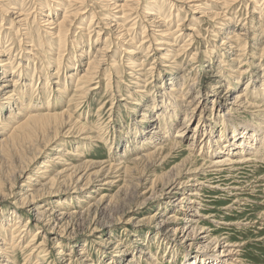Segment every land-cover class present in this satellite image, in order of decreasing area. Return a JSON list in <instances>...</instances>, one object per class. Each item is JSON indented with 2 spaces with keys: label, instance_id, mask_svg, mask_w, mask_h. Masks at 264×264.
<instances>
[{
  "label": "rangeland",
  "instance_id": "rangeland-1",
  "mask_svg": "<svg viewBox=\"0 0 264 264\" xmlns=\"http://www.w3.org/2000/svg\"><path fill=\"white\" fill-rule=\"evenodd\" d=\"M4 1L0 0L1 51L4 50V58L8 57L9 63L11 62V65L13 64L15 67L17 66V68H19V65H22V68H25L27 66L26 68L28 69V73L25 76L26 78L24 80L18 81L15 76L13 77L8 75L10 74V72L7 74V76H3L0 74V104H3L2 106H4L3 109L1 107L2 114H0V127L2 126L3 117L7 116L8 106H5L7 105V100L5 98L10 95V97L12 98L13 96H15V94L19 95V92L22 91L23 88H25L24 91L26 92V96L28 98H30L31 96L33 97V95L35 94L33 101L37 99L40 100L39 103H41L40 105H43V107H36L38 109V113L45 112V108L47 106L46 104L48 101H50V113H65L63 122L66 123L64 124L60 122L58 124L60 126L58 128L59 130H57L58 132H54V129L50 130V136H47V138L42 139L41 136L40 138L38 137L39 139L37 140L39 141V149L37 150L36 148L34 152L38 153L42 151L43 147H46L47 151L44 150L38 156V163L33 168H31V166L27 168V175L28 173L29 175H31L34 170H38V165H41L40 162H42L43 164H49L48 168L53 171H62L67 169L70 172H73V170L76 169V174H86L85 177H83L78 183H76L75 177L73 178V180H67L65 177L67 181L65 180V183L63 182L59 184L60 186H55V184H57L55 183L52 188H45L46 190H42L43 193L54 192L60 194L55 196H44L40 201L41 209L47 208L49 209V211L66 210L69 213L76 212L77 214L83 212L82 215L78 216L77 214H74L75 216L72 215L70 219H66L65 221H58V219L53 218V215L47 213L44 216L45 218L43 217V221H41L37 226H34L33 221H31L33 213L30 215L27 214L25 211H23V209L20 208L21 205L19 204V202L16 201L17 203L15 204L14 200L12 199L14 198V196H17L15 199H18L20 194L25 191V188L31 190L30 193L34 192L35 190L33 189L34 191H32V188L38 189L39 185H35V182L33 183L32 187H28L26 184L23 185L24 182H22V180L18 181V178H16L19 175L20 170H22V168H25L24 165L27 162L25 164L19 165V162L16 161L15 158L10 159V157H8L9 159H7V161L6 159H2V157L0 156V167L2 168H0V179L4 181L3 191H6L7 195V199L4 198L0 200V215L1 213L11 212L14 209L19 210L23 212V214H25L24 217H21V221L23 223L26 222L28 220V216H30V223H28V228H26V233H24V242L22 247L16 248L14 250L12 249V251L9 253L11 261L14 264H185L187 259L186 255L193 256L195 252L194 248L188 250V248L184 247L183 245L177 243L173 244V241H171L170 239H163L160 235H156L157 232L155 230V224L158 219L154 218L153 221L150 218L147 219L148 217H151L156 213L161 215L163 214V212H165L166 217L175 216L176 218H180L181 213L179 211V207L174 208L169 204V202L160 201V199L158 200V197L155 198V196H152V201L145 203V209H141L142 207L137 208V206L140 205V203L145 198H149L151 194L153 195L155 191L157 192V189L161 187L160 183H163L161 182V178L164 176L167 180H169L176 168H180L183 172L187 170L192 171L199 168L198 170H201L199 171L200 174L195 178H198L199 180L197 194L198 196H200V200L203 201H201L202 205H200L199 207L201 218L199 219L197 229H201L200 227L204 228L209 234V240H213V243L223 242L224 244H228L231 247L233 246V249L230 248L235 252L234 253L232 251L234 255L230 259L231 262L233 261L232 264H264V158L263 160H259L253 157V155L248 154L244 158V160H240L238 164L236 163L233 166L230 165L213 169L212 167L209 168L211 166L209 157L212 152V148L206 149V142L204 143L203 148L200 144L201 142L203 143L205 139L207 140L208 133L209 136H211V132L209 131L210 128L213 129L212 137L215 138L213 139L214 141L217 140L219 136L222 135V133L224 134V136H227L229 131L231 130L229 129V127H231V124H233L235 127L242 128L244 126L243 124L245 123L253 125L259 122V119L264 121V0H253L252 2H250V0H236L237 3L234 2L233 6L224 10H221L220 6L210 5L211 3L208 2V5H205V7L203 8H207L205 10L208 11L216 9V11H219L222 14L221 21L226 24L224 26L225 31H222L224 33H222L221 31L217 32L214 29L215 26H218L220 24V21L214 22L209 17L205 16L202 19L200 18L199 14L200 10H192L191 8H189V6L194 3L201 4V1L203 0H193L195 2L191 0H166L164 2L162 0H151V2L155 1V4L159 5V8H161L160 10H162L161 12L163 14L164 20L168 19L169 13L178 15L176 19L174 18V15H172L171 21L168 23V25L162 24L163 26H168L167 28L169 30V33L174 34V36L176 37V44L179 43V45L181 46L188 37L186 34L191 33L190 30H194L196 34L194 33L195 35L188 42L187 47H185L186 49H184L187 53L183 56L180 55V60L178 61L177 65H175L177 66V68L176 70H174V72H171L169 69H167V64L169 63H166L163 60L162 62H158L159 64L156 70L153 69L152 64L154 62V58L157 55V52H155L154 50H150V55L148 54L147 56V61L144 63L145 66L143 67L142 73L141 71L136 72V70L135 72H133L129 69V67H127L128 56L120 51L119 45H121L122 43L116 42L114 38L119 33L118 30L120 29L115 27V21L109 14H106L107 12L109 13V11H107V9L105 10L103 1L76 0V3L78 5L74 3L71 6H66L68 10H71L73 12L70 15L74 16L72 18L73 20H71L70 25H67V29L64 32L65 42H63L61 46L59 45L60 42H57L56 40L54 42V40L50 39L47 36V30L42 27L43 23L40 22L43 21V19H41L42 16H40L41 13L39 10H41L42 8L49 10V8H52L49 5L55 6V3L51 4L50 0H39L40 2L37 0ZM116 1L122 3V0H110V2L112 3H117ZM138 2L135 8L136 13H133V16L129 17V19L126 20L124 24L125 26L127 25L125 28H128L133 22L136 21L134 25H132L133 27L131 26L129 35L126 34L124 36L125 38L128 35L127 40H125L126 38L124 39V44L125 42L127 43V41L129 42L131 40L136 43L137 46L141 45V47H139L140 49H137L138 55L136 56L139 58L141 56L140 59H142L143 52L141 53V51L147 50L148 45L151 43L149 41H152L151 32H157L161 28V26L158 29L153 27L150 21L151 19H154L155 16L145 15V11L148 9H150L149 14L151 12L155 14V12L152 10L156 11L157 6L152 8L151 6L147 5V3L150 2L149 0H139ZM86 3L88 4L87 6ZM79 8L81 11H78ZM102 9L104 10V12L102 11ZM75 10L78 11V14L74 13L76 12ZM52 11L54 10L52 9ZM17 12L21 14L27 13L26 15L29 14L28 16L30 18L26 21V24H28L25 26L26 29H24V27H18L16 25L14 20L17 16ZM114 12L116 13L115 10L111 11V13ZM93 14H95L94 21L90 23V17ZM53 16H56L54 12L50 14L48 19L53 20ZM119 16L120 14L117 13L116 18H118ZM132 18L133 22L131 23L129 21L132 20ZM178 22L182 24L180 27L183 30L180 32H173L176 30ZM84 23L86 24L87 29L85 32H82L79 30V28ZM109 26L111 28H109ZM97 28H99L100 30L99 38H97ZM22 31L23 33H21ZM227 32H233V34H237L234 44L232 45H230V43L227 44L226 39H224V37H226L224 36V34L226 35ZM26 34L31 35L32 40L40 39L39 42L42 49V58L39 57L38 61L32 60L31 57H27L25 55V49L28 50L29 46L31 45L30 42L24 40ZM82 34H84V36H82ZM103 34H105V36ZM213 34L215 37L213 36ZM120 35L121 34H119L117 37H120ZM141 35L142 37H147L143 39ZM220 35L224 37H220ZM154 37L157 38L156 36ZM74 41L76 42V44H78V48L75 47L76 45L73 46ZM105 41L107 46V49L105 50L106 54L104 55V57L102 55V57L100 58L104 62L101 63L102 68L99 67V69L97 70V74H95L94 76V79L90 82V84H88L89 86L82 92H79L78 89H76L75 81L79 83L78 77H80L83 74V70L86 69V64L89 58L91 57V60L93 59L92 57L95 55L96 48H98L99 46L103 47V43H105ZM114 41L116 42V44ZM154 44L155 43L152 42V45ZM243 44L244 46L246 45V49ZM241 46L243 49L241 48ZM46 47L52 49V52L48 54L45 53L46 51H48ZM226 47L229 48L227 49ZM141 48L143 50H141ZM154 48L156 49L157 46H154ZM163 48L164 47H161V49ZM57 49L60 52L62 61H60L61 67L58 70H56L57 65L53 62V60L55 61L56 58L55 55ZM240 49L242 50L240 51ZM53 54L55 55L53 56ZM159 54L160 53H158V55ZM73 55L75 56L76 60H78L77 63L68 60L70 56ZM28 58H30L29 62L27 61ZM140 59H136V62H140ZM218 61H221L226 65L224 67L225 69H221ZM66 62H68L69 66H66ZM130 62H133V60H130ZM113 64H116L117 67ZM150 66L152 67L151 71L148 70ZM107 68L108 70H110L107 71ZM121 69L122 71H120ZM231 70H234V72L238 71L240 74L234 72L230 74V72H232ZM33 71H38L41 76H39L38 73H33ZM55 71H58L56 75H54ZM173 73L176 77L173 76ZM171 77L175 78L171 80ZM15 79L17 81L16 87L14 86L15 81H13ZM45 79L49 80L50 90H46L45 85H43ZM9 80L11 81L9 82ZM171 82H173L172 85ZM64 83L69 89L65 91L62 96L58 97L56 90L60 86V84ZM227 83L229 84L228 89H225L226 87L221 88L220 92L215 89V87H219L221 86V84L226 85ZM78 85H80V83ZM246 86H248L246 93L247 95L246 97H244L246 99V104H243L239 109H233V115L231 116V118H229L231 124H228V127L225 128L224 123L221 121V116L223 113H226L227 108L224 111L221 110L223 103H218L217 106H213V104H211L210 97H212V94L217 91L216 93H220V96H218L219 100L224 101L227 99L228 102L230 101L229 98H232L235 92L243 93V90ZM35 87L38 88L36 91ZM188 89L189 91L191 89L193 93L191 92L192 94L186 95L185 93H187ZM10 91L12 94L10 93ZM5 92H9L10 95L9 93L7 94ZM164 92L165 96L169 100H166V98L164 97ZM199 92H201V94L206 92L207 94H205L209 97L207 99L205 98L204 101L199 103V106H201L202 110L201 112L198 111L197 108V110L194 111L195 114L192 113L194 119L192 118L190 123H188V128L184 132V135H182V137L176 138L175 134H177V129H179L180 126L184 125H182V121L184 115L186 114L185 109L188 108L191 110V108H195L196 104L190 105L189 108V102H191L190 100H192L196 96L195 93ZM179 94H184L186 96L184 97V100L179 97ZM190 96L193 97L190 98ZM41 99L44 102H42ZM169 101L172 105L177 104L174 113H171L170 111L161 112L164 109H169ZM16 111L17 110L11 111V119L7 121L9 125L14 124L15 126V122H17V120H22L21 118L23 115L21 117L17 116V118L16 116H14V112ZM199 116L201 117L199 128L202 129V125L204 124V122L206 127H210L208 130L203 131L205 133L204 136L201 129L197 131L196 137L198 139L196 141L194 140V146L197 147H193L192 149V147L189 148V146L192 142L193 129L197 121L199 120ZM168 117L172 118L170 120L172 129L171 133L169 135L167 134L170 138L163 142V144L167 143V147H164V149H159L160 151L156 150L157 152H155L154 157H152L153 160L144 158L141 161H132L136 157L139 158L138 155L152 153L154 149L158 147H155L156 143L149 140L148 134L149 132L153 133V130H155L154 128L159 127L168 132V126L165 127L163 125V119ZM69 119L71 120V124L74 122L73 124H75L76 126L78 125V129L77 127L74 128V126H71L70 123L68 124ZM65 126L68 127L65 128ZM80 128L82 129V131ZM84 129L87 130L83 132ZM135 129H141L143 131V135L134 136ZM64 132L66 135H68L69 133H71V135L69 134L68 136H66L64 135ZM72 132L74 133L72 134ZM87 133L89 134L86 135ZM51 136H53V139L51 138ZM56 137L58 138L56 139ZM92 137L95 140L92 139V141ZM144 137L145 140H142L144 139ZM43 140L45 142H48L50 140V145L49 142L44 143ZM168 142H176L178 145L172 149V147H169L172 143L169 144ZM63 143L65 146L63 145ZM138 144L140 145V148H137L136 145ZM253 144L255 143L251 141V145ZM130 145H132L133 148H136L135 152H130V149L132 148ZM33 150L34 148L27 151L26 153L29 152L28 154H31ZM57 150H62L64 152L61 153L60 157L63 160L60 163L62 165L69 163L68 166L63 167L62 165H59L60 163L52 166L53 163H49V158L52 155L54 157V154L57 152ZM122 152L127 154V157L125 159L121 158V155L123 154ZM168 152L169 154H167ZM62 156H64V158ZM29 157H31V155H29ZM248 158H250V161H247ZM27 159L30 160L32 158ZM70 166L73 169L70 168ZM68 168H70L71 170ZM97 170H101L102 175L109 172L110 170H113L112 172H109L111 174L110 177L114 178L111 179L112 184L103 187L101 185L102 183L100 182L102 179H98L97 173L93 174ZM116 170L119 172H116ZM77 171L80 173H77ZM89 173L93 175H90ZM87 175H90V179H88ZM142 176H144V178ZM45 177L42 180H45L44 182L47 181L48 176ZM191 180L192 179H190L189 181ZM153 181H156V187L152 186ZM86 182L89 186H87V190L83 191L82 193L71 194L73 190L74 192L77 191V187L84 186V190L86 187L84 184H87ZM21 184L23 186L22 191L19 188ZM72 186L75 187L73 188ZM8 189L11 191H9ZM140 189L142 191H140ZM192 189L193 187L191 186L186 187L185 193L190 192V190ZM134 191L136 193H134ZM141 194L144 195L141 196ZM102 196H104L105 199ZM154 198L157 200L154 201ZM115 202H117V204ZM101 203L110 204V208L107 210V212H105L104 216L102 215ZM168 207H172L173 209H176V211H169L170 209H168ZM108 214L111 217L108 216ZM19 216H16V218L18 219ZM141 217H144L147 220L145 222L143 221L144 223L140 225V227L133 229L131 223L129 222L135 223L137 220H140ZM110 220L116 222L121 221V223L113 226L109 232L103 230V223ZM68 223L70 224L71 229L65 227ZM12 225L13 224H10L9 227H12ZM91 231L92 233H90ZM35 232H39L40 234L38 233L35 236L32 235L35 234ZM83 232L84 234H82ZM42 233H46V236L44 237ZM51 233H53L54 236L50 235ZM55 234H59L58 236L63 238L59 241L55 240L56 242H54L53 239L51 241V238L56 237ZM72 235L76 237L75 240L70 239ZM32 236L34 237L32 238ZM30 238L32 240L35 238L33 241L36 245L40 244L44 239L42 245L43 249H41L43 251L40 255L41 257L38 258L34 255L28 259L30 250H28V248L24 246L30 241ZM75 244L77 247L75 246ZM56 246H58V248H56ZM58 250H62L66 254L69 253L68 255L69 258L71 257V260L68 262V256L62 257L60 254H58ZM82 252L84 254H82ZM138 252H141L142 255H139ZM150 252H152V254L154 255V259L149 262L146 259L149 257L148 255ZM36 260H39V262ZM129 260H132V262L128 263Z\"/></svg>",
  "mask_w": 264,
  "mask_h": 264
},
{
  "label": "bare ground",
  "instance_id": "bare-ground-1",
  "mask_svg": "<svg viewBox=\"0 0 264 264\" xmlns=\"http://www.w3.org/2000/svg\"><path fill=\"white\" fill-rule=\"evenodd\" d=\"M4 1V0H3ZM23 1V0H22ZM31 1V0H30ZM33 1V0H32ZM39 1V0H37ZM46 1V0H44ZM51 1V4L52 3H55L56 5L53 6V5H49L50 7L52 8H49V10L47 9H41L39 10L40 11V16H42L41 19H43V21H40L43 23V28L46 29V33H47V36L54 40L57 41V42H60L59 45L61 46V44L63 42H65V38H64V35H65V31L67 29V25H70L71 23V20H73V16H71L70 14L73 13L71 10H68V8L66 6H71L72 4H77L76 3V0H50ZM104 2L103 6L105 8V10L107 9V11H109V13L107 12L106 14H109L111 16V18L115 21L116 25L115 27H117V30H118V34L116 35L115 40L116 42H119V43H122L121 45H119L120 47V51H122V53H125V55L128 56V59H127V64L129 67L130 70H132L133 72H140L141 73L143 72V67L145 66V62L147 61V56L149 54V52H151L150 50H154L155 52H157V55L156 57L154 58V62H153V69H157L158 67V62H162L165 61L166 63H169L167 64L168 68L171 72H174V70H176L177 66V63L178 61L180 60V55L183 56L184 54H186V49L185 47H187V44L188 42L190 41V39H192V37L196 34L194 32V30H190L191 33H188L186 34L187 38L186 40L183 42V44L180 46L179 43L176 44V37L174 36L173 33H169V30H168V26H163L162 24H165V25H168V23L171 21V18H172V15H174V18L176 19L178 17L177 14H174V13H169V17L167 20H164L163 19V14H162V10H160L161 8H159V5L155 4L156 2H151V0H149L150 2L147 3V5L151 6L152 8L156 7V11L155 10H152L155 12L154 13H150L149 14V10H146L145 12V15H153L155 16L154 19H151V25L155 28H161L156 32V31H152L151 34L156 36L157 38H155L154 36L151 35V39L152 41H149L151 42L148 47H147V50L145 51H141V53L143 54L142 55V59L141 56L140 58L137 57L136 55H138V50L137 49H140L139 47H141V45L137 46L136 43H134L133 41H127V43L125 42L124 44V41L127 40V37L131 31V26L134 25V23L136 22H133V18L132 20H130L129 22H133L128 28H125L126 26L124 25L126 20L129 19V17L133 16V13H136L135 12V8H136V5H137V2L139 0H122V3L121 2H118L116 1L117 3H112L110 2V0H101ZM163 2L166 1V0H162ZM176 1V0H175ZM178 1V0H177ZM193 1V0H191ZM197 1V0H196ZM200 1V0H199ZM204 1V2H203ZM201 1L202 3L201 4H192L191 6H189V8H191L192 10H200V18L203 19V17H209L211 20H213L214 22L216 21H220V24L218 26H215L214 29L219 32V31H225V28L224 26L226 25L225 23H223L221 20V13L219 11H216V9H213V10H205L207 8H203L205 7V5H208V2L211 3L210 5H214V6H220L221 7V10H224V9H228L230 8L231 6L234 5V2H236V0H203ZM253 0H250V2H252ZM6 2V1H4ZM40 2V1H39ZM38 2V3H39ZM87 2V1H86ZM96 2V1H95ZM195 2V1H193ZM42 3V2H41ZM81 3V2H80ZM112 3V4H111ZM139 3V2H138ZM181 3V2H180ZM192 3V2H191ZM237 3V2H236ZM3 4V3H2ZM46 4V3H45ZM85 4V3H84ZM101 4V5H102ZM42 5V4H41ZM78 5V4H77ZM82 5V4H81ZM88 4L86 3V6ZM90 5V4H89ZM143 5V4H142ZM184 5V4H183ZM188 5V4H187ZM22 6V5H21ZM38 6V5H37ZM76 6V5H75ZM80 6V5H79ZM85 6V5H84ZM98 6V5H97ZM144 6V5H143ZM160 6H163V5H160ZM213 6V7H214ZM254 6V5H253ZM27 7V5H26ZM25 7V8H26ZM31 7V6H30ZM42 7V6H41ZM44 7V6H43ZM73 7V6H72ZM91 7V6H90ZM36 8V7H35ZM140 8V7H139ZM144 8V7H142ZM150 8V7H149ZM52 9L54 11H52ZM82 9V8H81ZM253 9V8H252ZM25 10V9H24ZM36 10V9H35ZM98 10V9H97ZM101 10V9H100ZM112 10H115L116 13H111ZM137 10V9H136ZM76 11V10H75ZM78 11H81L80 8L78 9ZM78 11L74 12V13H77L78 14ZM102 11L104 12V10L102 9ZM189 11V10H188ZM34 12V11H33ZM49 12V13H48ZM56 15L54 17L53 20H50L48 19L50 14L53 13ZM101 12V11H100ZM206 12V13H204ZM10 13V12H9ZM14 13V12H13ZM98 13V12H97ZM117 13L120 14V16L118 18H116V15ZM196 13V12H195ZM253 13V11H252ZM256 13V12H255ZM27 14V13H26ZM24 13H18L17 12V16L15 18V23L18 27H24L28 24H26V21L30 18L28 15H26ZM31 14V12H30ZM81 14V13H80ZM79 14V15H80ZM101 14V13H100ZM105 14V15H106ZM139 14V13H138ZM8 15V14H7ZM94 15L93 14L90 18V23H92L94 21ZM102 15V14H101ZM141 15V14H140ZM144 15V14H143ZM142 15V17H143ZM264 15V14H263ZM15 16V15H14ZM33 16V15H32ZM52 17V16H51ZM78 17V16H77ZM96 17V16H95ZM98 17V16H97ZM104 17V16H103ZM108 17V16H107ZM145 17V16H144ZM147 17V16H146ZM34 18V17H33ZM36 18V17H35ZM83 18V17H82ZM151 18V17H150ZM40 19V18H39ZM40 19V20H41ZM103 19V18H102ZM149 19V18H148ZM105 20V19H104ZM108 20V19H107ZM110 20V18H109ZM147 20V19H146ZM210 20V21H211ZM30 21V20H29ZM187 21V20H185ZM224 21V20H223ZM258 21V20H257ZM37 22V21H36ZM106 22V21H105ZM143 22V21H142ZM208 22V21H207ZM212 22V21H211ZM41 23V24H42ZM96 23V22H95ZM114 23V22H113ZM88 24V23H87ZM103 24V23H102ZM109 24V23H108ZM149 24V23H148ZM186 24V23H185ZM90 25V24H89ZM140 25V24H139ZM150 25V26H151ZM182 24H180V22H178L177 24V28L175 31L173 32H180L182 31L183 29H181V26ZM81 26V25H80ZM97 26V25H96ZM0 27H1V24H0ZM89 27V26H88ZM103 27V25H102ZM113 27V26H112ZM133 27V26H132ZM41 28V27H40ZM95 28V27H94ZM109 28H111L109 26ZM141 28V27H140ZM23 29V28H22ZM36 29V28H35ZM43 29V30H44ZM78 29V28H76ZM86 24H82V26L79 28L80 31L82 32H85L86 31ZM98 29V37L99 38V28ZM104 29V28H103ZM42 30V29H41ZM91 30V29H90ZM133 30V28H132ZM17 31V30H16ZM30 31V30H28ZM27 31V32H28ZM45 31V30H44ZM43 32V31H42ZM92 32V31H91ZM106 32V31H105ZM111 32V31H110ZM156 32V33H155ZM246 32V31H245ZM13 33V32H12ZM16 33V32H15ZM18 33V32H17ZM23 33V31L21 32ZM113 33V32H111ZM117 33V32H116ZM145 33V31H144ZM195 33V34H194ZM213 33V32H212ZM224 33V32H222ZM241 33V32H240ZM238 33V34H240ZM19 34V33H18ZM33 34V33H32ZM114 34V33H113ZM119 34L120 37H117ZM128 34L125 38L124 36ZM22 35V34H21ZM25 35V34H24ZM35 35V33H34ZM77 35V34H76ZM80 35V34H79ZM93 35V34H92ZM96 35V34H95ZM105 36V34H103ZM107 35V34H106ZM112 35V34H111ZM145 35V34H144ZM219 35V34H218ZM230 35V36H229ZM237 34H233V32H227L226 35L224 34V36H221L220 37H224V39H226L227 41V44L230 43V45L234 44V41H235V38L237 37L236 36ZM244 35V34H243ZM16 36V35H15ZM23 36V35H22ZM82 36H84V34H82ZM86 36V34H85ZM88 36V35H87ZM91 36V34H90ZM89 36V37H90ZM110 36V34H109ZM115 36V35H114ZM131 36V35H130ZM212 36V35H210ZM214 36V34H213ZM240 36V35H239ZM14 37V36H13ZM79 37V36H78ZM133 37V36H132ZM142 37V35H141ZM147 36L145 37H142L143 39H145ZM215 37V36H214ZM12 38V37H11ZM32 36L29 35V34H26V36L24 37V40L27 41V42H30L31 45L29 46V49H25V55L27 57H31L32 60H39V57L42 58V49H41V44L39 42L40 39H36V40H32L31 39ZM85 38V37H84ZM108 38V37H106ZM197 38V37H196ZM195 38V39H196ZM86 39V38H85ZM125 39V40H124ZM131 39V38H130ZM174 39V40H173ZM5 40V39H4ZM114 40V39H113ZM129 40V39H128ZM21 41V40H20ZM19 41V42H20ZM44 41V40H43ZM92 41V40H91ZM123 41V42H122ZM194 41V40H193ZM237 41V40H236ZM52 42V41H51ZM89 42H90V39H89ZM115 42V41H114ZM115 42V44H116ZM142 42V41H141ZM152 42L155 43L154 45H152ZM5 43V42H3ZM88 44V43H87ZM142 44V43H141ZM181 44V43H180ZM12 45V44H11ZM20 45V44H19ZM76 45V46H75ZM213 45V44H212ZM10 46V45H9ZM58 46V45H57ZM73 46L77 47L78 44H76V42L74 41L73 42ZM110 46V45H109ZM154 46H157V48L155 49ZM220 46V45H219ZM244 46V44H243ZM13 47V46H12ZM74 47V48H75ZM153 47V48H152ZM161 47H164L163 49H161ZM192 47V46H191ZM206 47V46H205ZM211 47V46H209ZM208 47V48H209ZM213 47V46H212ZM221 47V46H220ZM225 47V46H224ZM245 49H246V45L244 46ZM48 49V51H46L45 53H51L52 52V49H50L49 47H46ZM58 48V47H57ZM62 48V47H61ZM78 48V47H77ZM151 48V49H150ZM214 48V47H213ZM227 48V47H226ZM229 48V47H228ZM227 48V49H228ZM232 48V47H231ZM234 48V47H233ZM242 48V46H241ZM2 47L0 46V70H1V75L3 76H7V74L10 72V76H15V78H17V81L18 80H24L27 75V66L25 68H22V65L20 66L19 65V68H17V66L15 67L13 64L11 65V62L9 63V58H4L5 57V53H4V50H2ZM107 49V46H106V41L105 43H103V47L99 46L98 48H96L95 50V55L92 57L93 59L91 60V57L89 58L87 64H86V69L83 70V74L78 77V82L80 83V85H78L79 83H77L75 81V85H76V89H78L79 92H82L85 88H87L90 84V82L94 79V76L95 74H97V70L99 69V67H101V63L103 62V60H101L100 58L104 57V55L106 54L105 50ZM243 49V48H242ZM240 49V51L242 50ZM244 49V50H245ZM60 50V49H59ZM141 50H143L141 48ZM190 50V49H189ZM208 50V49H207ZM233 50V49H232ZM50 51V52H49ZM80 51V50H79ZM9 52V51H8ZM85 52V51H84ZM205 52V51H204ZM208 52V51H207ZM210 52V50H209ZM214 52V51H213ZM212 52V53H213ZM262 52V51H261ZM4 53V54H3ZM62 53V52H61ZM82 53V52H80ZM158 53H160L158 55ZM238 53V52H237ZM242 53V52H241ZM245 53V51H244ZM7 54V53H6ZM20 54V53H19ZM110 54V53H109ZM153 54V53H152ZM210 54V53H209ZM55 54H53L54 56ZM150 55V54H149ZM213 55V54H212ZM24 56V55H23ZM52 56V57H53ZM56 58H55V61L53 60V62L57 65V68L56 70H58L60 67H61V56H60V52L58 51L57 49V52H56ZM20 57V56H19ZM25 57V56H24ZM23 57V58H24ZM137 57V58H136ZM14 58V57H13ZM22 58V57H21ZM44 58V57H43ZM149 58V57H148ZM29 59L28 58V62H29ZM136 59H140L141 61L140 62H136ZM176 59V61H175ZM178 59V60H177ZM197 59V58H196ZM68 60H71L73 61L74 63H77L78 60H76L75 56H70V58ZM130 60H133V62H130ZM11 61V60H10ZM61 61V62H60ZM112 61V60H111ZM31 62V61H30ZM33 62V61H32ZM114 62V61H113ZM44 63V61H43ZM67 65L66 66H69L68 65V62H66ZM104 63V62H103ZM191 63V62H190ZM221 69L224 68L226 65L224 63H222L221 61H218ZM222 63V64H221ZM22 64V63H21ZM32 64V63H31ZM39 64V63H38ZM162 64V63H161ZM201 64V63H200ZM104 65V64H103ZM114 65V64H113ZM151 65V66H152ZM218 65V66H219ZM75 66V64H74ZM116 66V64L114 65ZM113 66V67H114ZM149 67L148 70L151 71L152 67ZM191 66V65H190ZM34 67V66H33ZM106 67V66H105ZM113 67H112V70H113ZM117 67V66H116ZM102 68V67H101ZM139 68V69H137ZM41 69V68H40ZM104 69V68H103ZM115 69V68H114ZM225 69V68H224ZM34 70V69H33ZM102 70V69H101ZM110 70V69H109ZM108 68H107V71H109ZM25 71V72H24ZM122 71V69L120 70ZM165 71V70H163ZM233 73L234 70H231ZM58 71H55V74H57ZM128 72V71H127ZM33 73H38L39 76H41V74L38 72V71H33ZM102 73V72H101ZM123 73V72H122ZM132 73V72H131ZM139 73V74H141ZM163 73V72H162ZM234 73H239L238 71H235ZM130 74V72H129ZM240 74V73H239ZM133 75V74H132ZM138 75V73H137ZM173 76H175V74L173 73ZM53 77V75H52ZM71 77V76H70ZM133 77V76H132ZM139 77V75H138ZM176 77V76H175ZM175 77H171V80ZM240 77V76H238ZM2 78V77H1ZM77 78V77H76ZM98 78V77H97ZM96 78V79H97ZM136 78V77H135ZM134 78V79H135ZM51 79V78H50ZM73 79V78H72ZM71 79V80H72ZM164 79V78H163ZM4 80V79H3ZM32 80V79H31ZM11 80H9L10 82ZM15 81V87H16V79L13 80ZM176 81V79H175ZM4 82V81H3ZM32 82V81H31ZM37 82V81H36ZM70 82V81H69ZM140 82V81H139ZM169 82V81H168ZM174 82V81H173ZM173 82H171V85L173 84ZM233 82V80H232ZM7 83V82H6ZM45 85V89L47 90H50L49 88V80L48 79H45L44 82H43ZM66 83V82H65ZM64 84H60V86L57 88L56 90V93H57V96L60 97L62 96L65 91H67L69 88ZM98 83V82H97ZM162 83V82H161ZM178 83V82H176ZM4 84V83H3ZM241 84V83H240ZM1 85V84H0ZM58 85V84H56ZM137 85V84H136ZM140 85V84H139ZM4 86V85H3ZM51 86V85H50ZM228 86L229 84L227 83L226 85L224 84H221V86L219 87H215V89L217 91L220 92L221 88H225V89H228ZM136 87V86H135ZM139 87V86H138ZM239 87V86H238ZM247 87H245V89L243 90V93H234V96L232 98H229L230 101L227 102V99L224 100V101H220L219 100V97L220 96L218 93H216L217 91H215L213 94H212V97L211 98V104H213V106H217L218 103H223V106L221 108L222 111H224L226 108H227V111L226 113H223L222 116H221V121L224 123L225 125V128L228 127V124H231V121L229 118H231V116L233 115L232 111L233 109L236 110V109H239L242 107L243 104H246V99L244 97H246V93H247ZM1 88V87H0ZM36 88V87H35ZM9 89V88H8ZM22 89V88H21ZM38 88L35 89V91L37 90ZM95 89V87H94ZM25 88L22 89V91L19 92V95L15 94V96L10 97V93L9 92H5V93H9L10 96H8L7 98H5L7 101H6V104L5 106H8V109H7V116H4L3 117V121H2V126L0 127V156L2 157V159H9L8 157L11 158H15L16 161L19 162V165H22V164H26L24 165L25 168L22 170H20V173L19 175L16 177L18 178V181L22 180L23 185H27L28 187H32L33 183H35V185H39L38 189L36 188H32V193H30L31 190H29L28 188H25V191L20 194V196L18 197V199H15L17 196H14V198L12 200H14V203L16 204L18 201L19 204L21 205V209H23V211H25L27 214H32L33 213V216H32V219L31 221H33L34 223V226H37L41 221H43V217L47 214V213H50L51 215H53V218L54 219H58V221H65L66 219H70V217H72V215L74 214H77L76 212H73V213H69L67 212L66 210H51L49 211V209L45 208V209H41L40 207V201L41 199H43L42 197L44 196H47V195H59L60 193H54V192H50V193H43L42 190H44L45 188H52L54 186L55 183V186H60L59 184L63 183L66 179L67 180H73V178L75 177V180H76V183L80 182V180L85 177L84 174L82 175H78L76 174V169L73 170V172H70L69 170L65 169V170H62V171H53V170H50L48 168L49 164H43L42 162L41 165H38V170H34V172H32L31 175H27V168H29L31 166V168H33L37 163H38V156L44 151L46 150L47 148L43 147V150L38 152V153H35V149L37 148V150L39 149L38 148V140L40 138V136L42 137V139H45L47 138V136H50L49 132L50 130L54 129L53 131L54 132H58L57 130H59L58 128L60 127L58 124L60 122L64 123L63 122V119L65 118V113H58V114H53V113H50V101H46L47 102V106L45 108V112H42V113H38V108H41L43 107V105H40L41 103L40 100H35L33 101V98H34V95L33 97L31 96L30 98H28L26 96V92L24 91ZM85 92V91H84ZM140 92V91H139ZM180 92V90H179ZM178 92V93H179ZM192 90L188 89L187 93H185L186 95H189V94H192L191 93ZM50 93V92H49ZM138 93V92H137ZM206 92H204L203 94H201V92L199 93H195L196 96L190 100L191 102H189V108H190V105L192 104H196L195 108H191L190 109H185L186 111V114L184 115L183 117V123L182 125L183 126H180L179 129H177V134H175L176 138H179V137H182V135H184V132L187 130L188 128V123H190V121L192 120L193 118V114L195 110H197L198 108V111H202L201 110V106H199V103L204 101L205 98L207 99L209 96L205 94ZM226 93V92H225ZM12 94V93H11ZM84 94V93H83ZM164 94V97L166 98V100H169L166 96H165V92L163 93ZM201 94V95H200ZM6 95V94H5ZM82 95V94H81ZM43 96V95H41ZM5 97V96H4ZM57 97V98H58ZM85 97V95H84ZM179 97L184 100V97H186L184 94H179ZM183 97V98H182ZM193 97V96H190V98ZM83 98V97H82ZM163 99V98H162ZM2 100V99H1ZM4 100V99H3ZM42 101V99H41ZM189 101V100H188ZM44 102V101H42ZM183 102V101H182ZM168 103V102H167ZM188 103V102H187ZM3 105V104H2ZM0 104V114H2V109L4 106H2ZM176 105L177 104H171L170 101H169V109H164L162 110L161 112H167V111H170L171 113H174L175 109H176ZM249 105V104H248ZM221 106V105H219ZM259 106V105H258ZM2 107V109H1ZM15 107V108H13ZM57 107V106H56ZM148 107V106H147ZM188 107V105H187ZM204 107V106H203ZM244 107V106H243ZM154 108V107H153ZM47 109V111H46ZM203 109V108H202ZM14 111V110H17L16 112H14V116H19L21 117L22 115V120H17L16 125L14 126V124L12 125H9L7 123V121H9L11 118H10V114H11V111ZM37 111V113H36ZM44 111V110H43ZM40 112V110H39ZM64 112V111H63ZM66 112V111H65ZM195 114V113H194ZM191 116V117H190ZM72 117V116H71ZM146 117V116H145ZM69 118V117H68ZM1 119V117H0ZM71 119V118H70ZM69 119V122L68 124L70 123L71 124V120ZM172 118L168 117V118H164L163 119V125L166 127L168 126L167 130L168 132L164 131V129H161V127L159 128H154L155 130H153V133L149 132V140L153 141L154 143H156V146L157 148L154 149V151L152 153H146L145 155H138L139 158H135L134 162H136V160H143L144 158L145 159H152V157H154V154L155 152H157L156 150H159V149H164V147H167V143L163 144V142H165L168 138V135L171 133V129H172V125H170V120ZM194 119V118H193ZM201 117L199 116V120L197 121L194 129H193V134H192V142L189 146L192 147H197V146H194V142L198 139L196 137V134H197V131H199L201 128H199V124L201 123L200 121ZM13 120V119H12ZM153 120V119H152ZM68 121V119H67ZM74 121V120H72ZM12 122V121H10ZM172 122V121H171ZM66 123V122H65ZM64 123V124H65ZM74 123V122H73ZM71 124V126H74L77 127L75 124ZM76 123V122H75ZM263 123L264 121L260 120L259 119V122L251 125V124H248V123H245L243 124L244 126L242 128H238V127H235L233 124H231V127H229V129H231L228 133L227 136H224V134L222 133V135L219 136V138L217 140H214L215 138L212 137V130L213 129H209V127H206L205 125V122L204 124L202 125V129L201 131H206L209 129V131L211 132V136H209V133L207 135V140L205 139V141H203V143L201 142V146L202 148L204 147V143H205V148L206 149H210L212 148V152L210 154V163H211V166L209 168H213V169H217L219 167H225V166H230V165H235L236 163L238 164V162H240V160H244V158L250 154V155H253V157H255L256 159H259V160H263L264 158V126H263ZM64 124H61V125H64ZM77 124V123H76ZM64 127V126H63ZM68 126H65V128H67ZM64 128V130H65ZM70 128V127H69ZM83 128V127H82ZM78 129V127H77ZM76 129V130H77ZM81 129V128H80ZM70 130V129H69ZM87 129H84L83 132H85ZM226 130V129H225ZM62 131V129H61ZM72 131V130H71ZM82 131V129H81ZM201 132V133H202ZM6 133V134H4ZM52 133V132H51ZM60 133V132H59ZM74 132H72L73 134ZM81 133V132H80ZM134 136H138V135H143V131L141 129H138L136 130L135 129V132H134ZM49 134V135H48ZM55 134V133H54ZM71 135V133H69ZM68 134V135H69ZM89 133H87L86 135H88ZM168 134V135H167ZM57 135V133H56ZM59 135V134H58ZM64 135L65 132H64ZM66 135V136H68ZM91 135V134H90ZM205 135V133L203 132V136ZM54 136V135H53ZM51 136V138L53 137ZM60 136V135H59ZM58 136V137H59ZM79 136V135H78ZM84 136V135H83ZM145 136V135H144ZM214 136V135H213ZM39 137V138H38ZM56 137V139L58 138ZM63 137V136H62ZM74 138V137H73ZM83 138V137H82ZM86 138V137H85ZM89 138V137H88ZM143 138V136H142ZM174 138V137H173ZM50 139V138H48ZM53 139V138H52ZM55 139V138H54ZM93 139V137L91 138V140ZM95 140V139H93ZM92 140V141H93ZM142 140H145V137L144 139ZM174 140V139H173ZM176 140V139H175ZM195 140V141H194ZM41 141V140H40ZM44 141V140H43ZM53 141V140H52ZM87 141V139H86ZM170 141V140H169ZM251 141L254 142L255 144L251 145ZM49 142V145H50V140L48 141ZM48 142H45L44 143H48ZM54 142V141H53ZM52 142V143H53ZM63 142V141H62ZM51 143V144H52ZM56 143V142H55ZM169 143V142H168ZM172 143L169 147H172L175 148L178 144L175 142H170ZM169 143V144H170ZM61 144V143H60ZM41 145V144H40ZM43 145V144H42ZM55 145V144H54ZM53 145V147H54ZM64 145V143H63ZM65 146V145H64ZM132 147V145H130ZM137 148H140L139 144L136 145ZM200 146V147H201ZM90 147V146H89ZM129 147V146H128ZM33 152L31 154H28L26 153L27 151L33 149ZM42 148V147H40ZM124 148V147H123ZM201 148V149H202ZM52 149V148H51ZM64 149V148H63ZM77 149V148H76ZM171 149V150H172ZM55 150V149H54ZM168 150V149H167ZM191 150V149H190ZM47 151V150H46ZM65 151V150H64ZM128 151V150H127ZM136 151V148H131L130 149V152L133 153ZM160 151V150H159ZM164 151V150H163ZM209 151V150H208ZM171 152V151H170ZM173 152V151H172ZM61 153H64L62 150H57V152L54 154V157L53 155L49 158V163H53L52 166L54 165H57L59 164L63 159H61ZM71 153V152H70ZM123 153V152H122ZM46 154V153H45ZM169 154V152L167 153ZM246 154V155H245ZM29 155H31V157H29ZM67 155V154H66ZM77 155V154H76ZM127 154L126 153H123L121 155V158H126ZM133 155V154H132ZM157 155V154H156ZM65 156V154H64ZM64 156H62L64 158ZM75 156V155H74ZM137 156V155H136ZM170 156V155H169ZM208 156V155H207ZM80 157V156H79ZM250 157V156H249ZM27 158H32L30 160H28ZM69 158V157H67ZM76 158V157H75ZM130 158V157H129ZM168 158V157H167ZM166 158V159H167ZM1 159V158H0ZM71 159V158H70ZM74 160V159H73ZM76 160V159H75ZM155 160V159H154ZM158 160V159H157ZM250 161V158L247 159V161ZM8 161V160H7ZM10 161V160H9ZM118 161V160H117ZM131 161V162H132ZM138 161V162H139ZM164 161H165V158H164ZM214 161V162H213ZM253 161V160H252ZM11 162V161H10ZM64 162V161H63ZM66 162V161H65ZM77 162V161H75ZM209 162V161H208ZM246 162V161H245ZM8 163V162H7ZM13 163V162H12ZM104 163V162H103ZM124 163V162H123ZM147 163V162H146ZM64 164V163H63ZM69 164V163H68ZM68 164H64L62 165L61 163L59 165H62L63 167L65 166H68ZM89 164V163H88ZM105 164V163H104ZM103 164V165H104ZM143 164V163H141ZM145 164V163H144ZM148 164V163H147ZM159 164V163H158ZM245 164V163H244ZM2 165V164H1ZM83 165V164H82ZM92 165V164H91ZM109 165V164H108ZM113 165V164H112ZM119 165V164H117ZM116 165V166H117ZM154 165V164H153ZM10 166V165H8ZM7 166V167H8ZM12 166V165H11ZM14 166V165H13ZM51 166V167H52ZM107 166V165H106ZM114 166V165H113ZM141 166V165H139ZM144 166V165H143ZM82 167V166H81ZM98 167V166H97ZM152 167V166H150ZM156 167V166H155ZM160 167V166H159ZM207 167V166H206ZM1 168V167H0ZM9 168V167H8ZM70 168H72L70 166ZM68 168V169H70ZM83 168V167H82ZM96 168V166H95ZM106 168V167H104ZM113 168V167H112ZM110 168V169H112ZM134 168V167H133ZM2 169V168H1ZM15 169V168H14ZM53 169V168H52ZM60 169V167H59ZM73 169V168H72ZM98 169V168H97ZM115 169V168H114ZM120 169V168H119ZM132 169V168H131ZM135 169V168H134ZM133 169V170H134ZM147 169V168H146ZM151 169V168H150ZM199 168H197L196 170H192V171H181L180 168H176L175 171L172 173L173 175L171 176V178L169 180H167L164 176L161 178V182L163 183H160L161 187L159 189H157V192L155 191V193H153V195L151 194L150 197L152 196H155V198L158 197V200L160 199V201H166V202H169V204L176 208V207H179V211L181 213V217H175V216H168L166 217L165 215V212H163V214H155L151 217H148L147 219H153L154 218H157L158 221L156 222V226H155V230H156V235H160L163 239H170L171 241H173L172 243L175 244H180V245H183L184 247H187L188 250H191L192 248H194V255L193 256H188L186 255L187 259H186V263L185 264H232V262L230 261V259L232 258L233 255V246H229L228 244H224L223 242L219 243V242H215L213 243V240H209V234L206 232V230L202 227H200L201 229H197L198 228V223H199V219L201 218V213H200V205L201 204V201L203 200H200V196H198L197 194V187L199 185L198 183V178H195L197 175H199V171L201 170H198ZM205 169V168H204ZM203 169V170H204ZM71 170V169H70ZM87 170V168H86ZM90 170V169H89ZM93 170V169H92ZM107 170V169H106ZM109 170V169H108ZM5 171V170H4ZM14 171V170H13ZM30 171V170H29ZM52 171V173H51ZM84 171V170H83ZM111 172L113 170H110ZM109 171V172H110ZM148 171V170H147ZM10 172V171H9ZM70 172V173H69ZM104 172V171H102ZM107 172V173H104V175L101 174V170H97L95 171L93 174H96L98 175V179H102L100 182L102 183L101 185L104 187V186H108L109 184H112L111 183V179H114V178H111V174ZM116 172H119L116 170ZM125 172V171H124ZM127 172V171H126ZM138 172V171H137ZM143 172V171H142ZM152 172V171H151ZM6 173V172H5ZM4 173V174H5ZM13 173V172H12ZM51 173V174H50ZM77 173H80L77 171ZM88 173V172H87ZM114 173V172H113ZM112 173V174H113ZM149 173V172H148ZM16 174V173H15ZM90 174V173H89ZM93 174H90V175H93ZM118 174V173H117ZM123 174V173H122ZM10 175V174H9ZM90 175L88 176V179H90ZM125 175V174H124ZM128 175V174H126ZM137 175V174H136ZM14 176V175H12ZM45 176H48L47 177V181L44 182L42 181L44 179ZM52 176V177H51ZM186 176V177H184ZM9 177V176H8ZM66 177V179H65ZM113 177V176H112ZM117 177V176H115ZM126 177V176H125ZM133 177V176H132ZM144 178V176H142ZM148 177V176H147ZM1 178V177H0ZM12 178V177H11ZM46 178V177H45ZM119 178V177H118ZM96 179V178H95ZM126 179V178H125ZM130 179V178H128ZM132 179V178H131ZM134 179V178H133ZM158 179V178H157ZM160 179V178H159ZM190 179H192L191 181H189ZM60 180V181H59ZM66 180V181H67ZM85 180V179H84ZM87 180V179H86ZM93 180V179H92ZM135 180V179H134ZM133 180V181H134ZM149 180V179H147ZM188 180V181H186ZM62 181V182H61ZM131 181V180H130ZM158 181V182H160ZM10 182V181H9ZM44 182V183H43ZM97 182V181H96ZM127 182V181H126ZM138 182V181H137ZM3 183L4 181L0 179V200L1 199H4L6 198L7 199V195H6V191H3ZM14 183V182H13ZM18 183V182H17ZM65 183V182H64ZM87 183V182H86ZM118 183V182H117ZM131 183V182H130ZM152 186L153 187H156V181H153L152 182ZM67 184V183H66ZM65 184V185H66ZM70 184V183H69ZM94 184V183H93ZM127 184V183H126ZM138 184V183H137ZM135 184V185H137ZM159 184V183H158ZM86 187L88 186V183L87 184H84ZM90 185V183H89ZM100 185V186H101ZM143 185V184H142ZM15 186V185H14ZM18 186V185H17ZM70 186V185H69ZM99 186V185H98ZM126 186V185H125ZM188 186H191L193 187L192 190H190V192H187L185 193V189L186 187ZM8 187V186H7ZM5 187V188H7ZM11 187V186H10ZM22 184L21 186L19 187L22 191ZM66 187V186H65ZM73 187V186H72ZM75 187V186H74ZM73 187V188H74ZM83 190L84 186H81V187H77V191L74 192V190L72 191L71 194H74V193H82L83 191L87 190L88 187ZM91 187V186H90ZM138 187V186H137ZM158 187V186H157ZM203 187V186H202ZM16 188V187H15ZM14 188V189H15ZM59 188V187H57ZM142 188V187H141ZM10 189V188H9ZM8 189V190H9ZM34 189V190H33ZM131 189V188H130ZM5 190V189H4ZM19 190V189H18ZM46 190V189H45ZM53 190V189H52ZM55 190H56V187H55ZM119 190V189H118ZM11 191V190H9ZM14 191V190H13ZM54 191V190H53ZM140 191H142L140 189ZM29 192V193H28ZM54 193V194H52ZM116 193V192H115ZM134 193H136L134 191ZM12 195V194H11ZM17 195V194H16ZM117 195V194H116ZM144 195V194H141V196ZM108 196V195H107ZM134 196V195H132ZM104 197V196H102ZM145 198L141 203L140 205L137 206L138 207H142L141 209H145V203L149 202V201H152L153 197L152 198ZM112 198V196H111ZM154 198V201L157 200ZM93 199V198H92ZM100 199V198H99ZM105 199V197H104ZM116 199V198H115ZM119 199V198H118ZM125 199V198H124ZM141 199V198H140ZM10 200V199H9ZM90 200V199H89ZM94 200V199H93ZM101 200V199H100ZM114 200V199H113ZM131 200V199H129ZM116 201V200H115ZM1 202V201H0ZM100 203V202H99ZM117 204V202H115ZM152 203V202H151ZM88 206V205H86ZM100 206V205H99ZM101 206H102V215L104 216L105 215V212H107V210L110 208V204H105V203H101ZM81 207V206H80ZM83 207V206H82ZM114 207V206H113ZM116 207V206H115ZM170 208L168 207V209H170L169 211H172V212H175L176 209H173V208ZM19 209V208H18ZM81 209V208H79ZM98 209V208H97ZM72 210V209H71ZM136 211V210H135ZM207 211V210H206ZM86 212V211H85ZM90 212V211H89ZM123 212V211H122ZM83 213V212H82ZM82 213H79L77 214L78 216H81ZM88 214V213H87ZM20 215V216H19ZM25 214H23V212L19 211V210H12L11 212H6V213H1L0 215V264H14L10 257H9V253L12 251V249H16V248H21L22 245H23V242H24V233H26V228H28V223H30L29 219H30V216H28V220L26 222H22L21 221V217H24ZM86 215V213H85ZM16 216H19V218L17 219ZM27 216V215H26ZM75 216V215H74ZM90 216V215H89ZM108 216H110L108 214ZM111 217V216H110ZM45 218V217H44ZM95 218V217H93ZM119 218V217H118ZM122 218V216H121ZM76 219V218H75ZM83 219V218H82ZM146 218L144 217H141L140 220H137L135 223H132V222H129L131 223V226L134 228H138L140 227V225H142L146 220ZM45 220V219H44ZM51 220V219H50ZM49 220V221H50ZM74 220V219H73ZM91 220V219H90ZM94 220V219H93ZM121 220V219H120ZM156 220V219H155ZM48 221V220H47ZM111 221V220H110ZM108 221V222H105L103 223V227L102 229L105 230V231H110L111 228L113 226H115L116 224H120V222H116V221ZM128 221V220H127ZM144 221V222H143ZM57 222V221H56ZM93 222V221H92ZM99 222V221H98ZM113 222V223H112ZM150 222V221H149ZM44 223V222H43ZM64 223V222H63ZM62 223V224H63ZM95 223V222H94ZM128 223V224H129ZM10 224H13L12 227H9ZM65 224V223H64ZM53 225V224H52ZM72 225V224H71ZM74 225V224H73ZM79 225V224H78ZM82 225V224H81ZM92 225V224H91ZM219 225V224H218ZM229 225V224H228ZM58 226V225H57ZM61 226V225H60ZM239 226V225H238ZM45 227V226H43ZM48 227V226H47ZM68 229H71V226L70 224H66V226ZM82 227V226H81ZM196 227V228H195ZM35 228V227H34ZM73 228V227H72ZM76 228V227H75ZM99 228V227H98ZM51 229V228H50ZM60 229V227H59ZM65 229V228H64ZM63 229V230H64ZM223 229V228H221ZM48 230V229H47ZM217 230V229H216ZM227 230V229H226ZM36 231V230H35ZM69 231V230H68ZM46 232V231H45ZM71 232V231H70ZM123 232V231H122ZM39 232H35V234H32V235H37ZM92 233V231L90 232ZM40 234V233H39ZM43 234V233H42ZM61 234V233H60ZM64 234V233H63ZM68 234V233H66ZM84 234V232L82 233ZM224 234H227V233H224ZM44 237L46 236V233L43 234ZM50 235L54 236L53 233H51ZM59 235V234H58ZM58 235L55 234L56 237H53L51 238V241L52 239L54 240V242L56 241H59L60 239H62L61 237H59ZM70 235V234H69ZM133 235V234H132ZM32 236V238L34 237ZM64 236V235H62ZM76 236V234H75ZM75 236L72 235V237H70L71 240H75ZM211 236V235H210ZM38 237V236H36ZM35 237V238H36ZM34 238V239H35ZM40 238V237H39ZM58 238V239H57ZM113 238V237H112ZM33 239V240H34ZM42 239V237H41ZM66 239V238H65ZM110 239V238H109ZM114 239V238H113ZM222 239V238H221ZM31 238H30V241L24 246L26 248H28V250H30V253L28 254V259L32 256H36V257H41L40 255L42 254V250L43 247V242H44V239L43 241L36 245L34 243ZM37 240V239H36ZM48 240V239H47ZM56 240V241H55ZM115 240V239H114ZM138 240V239H137ZM80 241V240H79ZM141 241V240H140ZM37 242V241H36ZM121 242V241H120ZM65 243V242H64ZM78 243V242H77ZM82 243H83V240H82ZM108 243V242H107ZM139 243V242H138ZM25 244V243H24ZM59 244V243H57ZM56 244V245H57ZM109 244V243H108ZM116 244V243H115ZM236 244V243H235ZM48 245V244H47ZM52 245V244H51ZM119 245V244H117ZM121 245V243H120ZM45 246V245H44ZM49 246V245H48ZM76 246V244H75ZM141 246V245H140ZM69 247V246H68ZM77 247V246H76ZM116 247V246H115ZM114 247V248H115ZM120 247V246H119ZM51 248V247H50ZM56 248H58V246H56ZM75 248V247H74ZM113 248V250H114ZM117 248V247H116ZM152 248V247H151ZM174 248V247H173ZM232 248V249H230ZM53 249V247H52ZM64 249V248H63ZM62 249V250H63ZM66 249V248H65ZM72 249V248H71ZM81 249V248H80ZM62 250H58V254H60L62 257H67L68 256V262L71 260L69 258V253L66 254L64 251ZM67 250V249H66ZM69 250V248H68ZM88 250V249H87ZM124 250V249H123ZM45 251V250H44ZM48 251V250H47ZM54 251V250H53ZM82 251V250H81ZM233 251V252H232ZM57 252V251H56ZM120 252V251H118ZM81 253V252H80ZM139 255H142L141 252H138ZM235 253V252H234ZM46 254V253H45ZM82 254H84L82 252ZM49 255V253H48ZM57 255V254H56ZM12 256V255H10ZM149 257L146 259L148 260L149 262L152 261L154 259V255L152 254V252L149 253L148 255ZM35 257V258H36ZM85 257V256H84ZM45 258V257H44ZM108 258V257H107ZM37 259V258H36ZM139 259V258H138ZM77 260V259H76ZM28 261V260H27ZM39 262V260H36ZM59 261V260H58ZM128 261V260H127ZM43 262V260H42ZM61 262V261H60ZM80 262V261H79ZM132 262V260H129L128 263ZM239 262V261H238ZM244 262V261H243ZM70 264V263H69ZM147 264V263H146ZM158 264V263H157Z\"/></svg>",
  "mask_w": 264,
  "mask_h": 264
}]
</instances>
